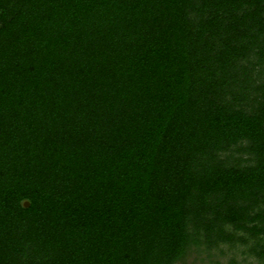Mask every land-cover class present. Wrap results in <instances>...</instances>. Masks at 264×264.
Wrapping results in <instances>:
<instances>
[{
    "label": "trees",
    "instance_id": "obj_1",
    "mask_svg": "<svg viewBox=\"0 0 264 264\" xmlns=\"http://www.w3.org/2000/svg\"><path fill=\"white\" fill-rule=\"evenodd\" d=\"M238 242L264 264V0H0V264Z\"/></svg>",
    "mask_w": 264,
    "mask_h": 264
},
{
    "label": "rangeland",
    "instance_id": "obj_2",
    "mask_svg": "<svg viewBox=\"0 0 264 264\" xmlns=\"http://www.w3.org/2000/svg\"><path fill=\"white\" fill-rule=\"evenodd\" d=\"M235 247H230L228 244L224 245V249L226 251L225 254L220 253L219 251H214L212 259L208 258L206 256V253L202 254L204 259L201 258H194L190 257L186 263H177V264H228V260L231 256H237L241 261L244 262V264H258V259L255 256L254 253L247 254V253H241V251H246L248 249L247 246L251 245L250 242H248L247 245L244 243H236ZM200 257V256H199Z\"/></svg>",
    "mask_w": 264,
    "mask_h": 264
},
{
    "label": "water",
    "instance_id": "obj_3",
    "mask_svg": "<svg viewBox=\"0 0 264 264\" xmlns=\"http://www.w3.org/2000/svg\"><path fill=\"white\" fill-rule=\"evenodd\" d=\"M29 204H30L29 201H26V202H25V205H26V206H29Z\"/></svg>",
    "mask_w": 264,
    "mask_h": 264
}]
</instances>
